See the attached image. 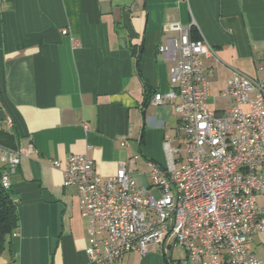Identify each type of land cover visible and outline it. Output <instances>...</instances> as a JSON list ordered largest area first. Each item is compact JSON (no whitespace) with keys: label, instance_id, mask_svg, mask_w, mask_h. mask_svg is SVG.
<instances>
[{"label":"crops","instance_id":"obj_1","mask_svg":"<svg viewBox=\"0 0 264 264\" xmlns=\"http://www.w3.org/2000/svg\"><path fill=\"white\" fill-rule=\"evenodd\" d=\"M187 26L216 51L212 87L235 72L264 80V0H0V131L20 152L19 226L0 264H95L78 189L53 160L84 153L109 176L140 154L129 167L148 185L149 160L168 165L166 141L181 140L178 101L154 103L171 82L158 47ZM220 92L214 108L227 104ZM175 246L153 243L119 264H184ZM248 248L264 257V230Z\"/></svg>","mask_w":264,"mask_h":264},{"label":"built area","instance_id":"obj_2","mask_svg":"<svg viewBox=\"0 0 264 264\" xmlns=\"http://www.w3.org/2000/svg\"><path fill=\"white\" fill-rule=\"evenodd\" d=\"M191 34V26L183 27L158 47L171 62V82L154 103L178 101L182 139L166 141L168 165L149 160L148 185L138 183L129 167L140 154L121 161L109 176L98 173L84 153L53 160L65 185L78 189L89 222L86 252L95 264H119L124 254H145L153 243L164 250L181 245L184 264H264L248 248L264 230L258 204L264 194V80L235 72L220 92L227 104L212 107L208 61L216 51ZM0 163L1 181L11 188L20 152L0 146Z\"/></svg>","mask_w":264,"mask_h":264},{"label":"trees","instance_id":"obj_3","mask_svg":"<svg viewBox=\"0 0 264 264\" xmlns=\"http://www.w3.org/2000/svg\"><path fill=\"white\" fill-rule=\"evenodd\" d=\"M191 35L199 37L194 32ZM0 145L15 148L14 139L4 131H0ZM3 170L4 166L0 163V255L8 248L19 226L18 203L13 198L11 188L4 187L1 181Z\"/></svg>","mask_w":264,"mask_h":264},{"label":"rangeland","instance_id":"obj_4","mask_svg":"<svg viewBox=\"0 0 264 264\" xmlns=\"http://www.w3.org/2000/svg\"><path fill=\"white\" fill-rule=\"evenodd\" d=\"M220 87L221 86L218 83L213 85V87H212V97L210 98V104L211 105H213L215 96L216 95H219ZM180 139H182V137H180ZM153 190L157 192L156 189H153ZM259 201L262 202V203H264V198H262V199L260 198ZM250 247L256 249L257 251H260V248H259V246L256 245V242L255 243H252L250 245ZM155 249H158V248H155ZM170 254H173V256L176 257V258H182L183 259L186 256V251H185V249L181 245H176L173 248V250L170 252Z\"/></svg>","mask_w":264,"mask_h":264}]
</instances>
